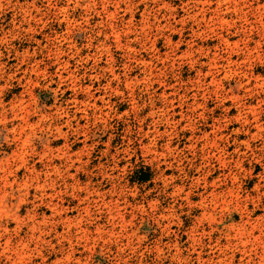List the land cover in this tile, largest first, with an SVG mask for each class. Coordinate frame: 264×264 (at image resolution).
<instances>
[{
    "label": "rangeland",
    "instance_id": "1",
    "mask_svg": "<svg viewBox=\"0 0 264 264\" xmlns=\"http://www.w3.org/2000/svg\"><path fill=\"white\" fill-rule=\"evenodd\" d=\"M0 264H264V0H0Z\"/></svg>",
    "mask_w": 264,
    "mask_h": 264
},
{
    "label": "bare ground",
    "instance_id": "2",
    "mask_svg": "<svg viewBox=\"0 0 264 264\" xmlns=\"http://www.w3.org/2000/svg\"><path fill=\"white\" fill-rule=\"evenodd\" d=\"M203 3V2H202ZM176 20V19H175ZM163 27V26H162ZM200 35V34H199ZM195 41V40H194ZM190 43V42H189ZM230 46V45H229ZM177 50V49H176ZM207 50V49H206ZM188 51V50H187ZM225 57V56H224ZM214 59V58H213ZM227 59V58H226ZM230 60V59H229ZM211 64V63H210ZM213 66V65H212ZM230 68H231V66H229ZM213 75V74H212ZM230 75V74H229ZM241 80V79H240ZM212 83V82H211ZM215 83V82H214ZM236 96V95H235ZM233 98V97H232ZM251 224H253V223H251ZM253 228V227H252ZM247 229V228H246ZM254 229V228H253ZM241 230V229H240ZM246 232V230L243 232V233H245ZM246 239V238H245ZM240 241V240H239ZM245 248V247H244Z\"/></svg>",
    "mask_w": 264,
    "mask_h": 264
},
{
    "label": "trees",
    "instance_id": "3",
    "mask_svg": "<svg viewBox=\"0 0 264 264\" xmlns=\"http://www.w3.org/2000/svg\"><path fill=\"white\" fill-rule=\"evenodd\" d=\"M141 179H142V181H145V180H147V176L146 177L143 176V177H141Z\"/></svg>",
    "mask_w": 264,
    "mask_h": 264
}]
</instances>
